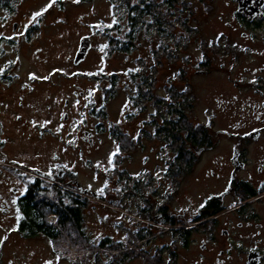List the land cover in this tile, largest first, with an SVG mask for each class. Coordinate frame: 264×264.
Listing matches in <instances>:
<instances>
[{"label": "rangeland", "instance_id": "1", "mask_svg": "<svg viewBox=\"0 0 264 264\" xmlns=\"http://www.w3.org/2000/svg\"><path fill=\"white\" fill-rule=\"evenodd\" d=\"M2 3H7L10 9L3 8ZM234 8L231 0H178L172 14L166 15L167 22L171 21L169 33L160 36L152 26L146 29L138 23V29L132 32L131 49L123 51L111 50L113 39L127 40L126 33L130 31L129 7L122 0H0V36L5 37L1 45L15 63L13 83L31 84L27 98L39 103L37 113L41 114L38 115L46 111L52 115V129L44 131L43 136L23 134L13 141L15 147L17 145L14 157L37 164L51 161L53 152H57L66 163L77 164L84 184L108 196L113 187L121 185L110 167V156L115 149L110 126L119 125L133 135L142 128L153 133L154 118L159 127L168 126L166 123L176 119V109L180 108L187 121L183 119L179 126L181 137L200 125H208L212 132L215 148L203 155V164L191 174L187 172L178 179L173 176L171 181L173 145L166 128L162 127L159 135L168 138L161 154L165 160L162 168L155 169V144L150 139H145L143 148L133 152L131 161L126 160L123 166L135 175L144 166L148 172L155 169L153 175L160 177L165 185V191L162 189L159 195H154L159 200L163 196L168 199L162 191L167 193L174 182L180 187L174 198L176 204H185L187 197L198 202L211 194L209 192L217 191L227 180L230 164L223 163L218 171L220 176L213 178L206 175V161L229 156L233 145L231 138L217 131L238 133L254 126L246 102L261 104V100L249 90L246 82L252 81L264 90V20L252 28L241 26L233 15ZM36 12L43 14L33 20ZM181 20L186 23L182 24ZM227 21L232 24L228 25ZM14 23H17L16 30L12 29ZM85 35L90 37V48L83 59L74 63L79 40ZM9 38L16 43L7 45L5 39ZM181 69L180 76L178 70ZM254 69L256 72L251 76ZM111 75L116 76L113 87ZM74 90H81L83 94L75 97ZM108 90L115 94L109 96ZM65 98L70 101L68 108L64 106ZM157 99L162 106H155ZM93 108L104 110V114H94ZM64 110L70 115L69 143L76 141L83 156L70 145L58 144L54 131L57 116ZM97 125L99 131L90 147L81 139V128ZM84 159L91 163L98 161L95 173L85 166ZM1 190L4 192L2 187ZM104 201L94 202L97 209L85 211V231L91 234V239L95 238L98 250L93 254L94 261L83 264H107L111 252L98 247V242L105 238L124 239V228L117 226L118 222L132 226L128 212L114 211ZM51 220L54 221V217ZM0 224V240H4L0 264H74L59 257L53 247L63 249L62 252L72 258L84 256L83 250H78L80 244L76 237L66 234L51 241L44 235L26 236L14 230L15 217H4ZM164 230L153 238V244L171 242L168 227L164 226ZM140 241L135 245L138 248ZM163 255L164 263L177 264L167 253ZM208 260L203 258L199 248L180 249V264H208ZM126 264L145 263L136 256Z\"/></svg>", "mask_w": 264, "mask_h": 264}, {"label": "flooded vegetation", "instance_id": "2", "mask_svg": "<svg viewBox=\"0 0 264 264\" xmlns=\"http://www.w3.org/2000/svg\"><path fill=\"white\" fill-rule=\"evenodd\" d=\"M231 1L235 4L233 15L241 26L252 28L259 26L260 22L264 20V4L260 7V13L249 20L248 16L238 11L237 2ZM16 24H13V30H16ZM227 24L231 25L232 23L227 21ZM3 38L5 37L1 35L0 219L15 217L14 230L27 236L29 235L26 233L27 231L20 229V225L25 218L24 205H40L47 197H49L50 203H58L61 194V205L63 207H58L57 212H49L46 219L47 221L50 220V223L56 224L63 212L76 209L80 216H68L65 220L67 223L65 228L71 231L73 235L76 233L80 236V238H77L80 245L77 246L78 250H83L84 256L82 259L79 257L72 258L67 253L62 252L63 249L61 248L53 247V250L59 257L70 263L83 264L94 261L93 254L98 249L95 245V238L91 239V234L87 235L88 233L85 231V211L87 209H97L94 202L100 201V190L96 191L88 184H84L77 164L74 161L69 164L66 163L57 152H53L51 161H39L37 164H29L14 157L17 145L15 147L13 141L22 137L23 134L27 137L43 136L44 131L52 129V115L48 111L44 115H38L41 114L37 113L39 112V103L27 98V92L32 87L31 84L19 85L13 83L16 78L15 63L12 61V57H7L5 46L1 45ZM173 38V41H175L176 38ZM5 41L7 45L16 43L14 39L10 38L5 39ZM255 72L254 69L251 76ZM246 84L249 90L261 100L260 105L258 102H246L251 112L249 117L255 125L238 133L224 129L217 131L225 134L233 141L231 154L226 157L221 156L219 160L206 161L205 171H208L207 176L210 175L213 178L217 176L218 178L220 176L218 171L223 163L229 162L228 177L217 191L209 192L211 194H207L198 202H194L190 197H187L185 204H176L174 198L180 187L175 182L171 183L168 189L169 194L162 191V194L172 195L171 203L164 196H161L160 200L155 198V193L159 195L158 192L163 189L161 188L162 179L153 175L152 172L155 169L159 171L162 168L161 166L165 160L161 158V154L165 151L164 141L168 140L167 137L159 135V132L163 131L159 124L154 123L155 129L151 133V137L146 134L142 135L146 132L145 130L140 132L143 128L135 135L129 133L134 139L140 138V142L136 147L126 151H121L118 148L116 139L113 138L115 149L110 156V167L114 169L112 173L121 185L120 187H113L110 191L108 205L114 211L124 210L128 212L132 226L118 222L117 226L124 228L125 237L124 239L111 240L114 242L122 241L127 250H135L136 253H139L137 257H140L145 264H163L164 253L168 254L171 261L180 264V249L188 250L191 247H193V250L199 248L203 258L209 259L208 264H264V90L252 81H247ZM82 94L81 90L73 91L75 97ZM69 103V98H65V108H68ZM47 108H50V106L47 105ZM96 110L93 111L94 114H96ZM69 119L68 110H64L57 116L58 122L54 132L58 137V144L70 145L83 156V150L76 141L73 140L69 143L67 126ZM96 131H99V125L96 128L93 126L81 128V139L90 147L94 145ZM209 132L212 135L211 130ZM145 139H150L155 144L153 155L154 160L156 159L154 165L156 168L148 172L144 166L135 175L128 171L123 164L126 160L131 161L133 152L143 148ZM209 141L206 136L199 145L192 148L193 156L186 159L187 162L192 164V169L188 174L193 173L196 167L203 164L205 153L215 148V145L211 142L213 141L212 137ZM171 150L170 172L171 168L175 167L173 164L178 148L173 145ZM234 153L237 155L234 156ZM37 155L38 153H36ZM117 155L123 158L119 164L115 163ZM96 162L98 163L97 160L92 163L83 160L85 166L93 173L97 169L95 168ZM119 171L124 172V177L123 175L119 176ZM180 176H176L177 179ZM154 180L158 181L153 183ZM170 180L173 181L172 178ZM178 182L180 183V179ZM1 187L4 192H2ZM220 194L223 195L220 196ZM166 215L172 221L168 225L164 223ZM77 216L78 221H76ZM131 216L135 217V220ZM53 217L54 221L51 220ZM164 226L168 227V231L172 235L171 242L164 243L161 241L160 244H153V238L160 236L165 231ZM138 229L143 230L144 237L135 241L130 235ZM82 231H84V235L89 236V241H93L92 244L89 241V244H86V241L81 238ZM33 235L44 234L35 232ZM140 240L144 242L141 246H138L143 249L135 246ZM3 242L4 240L1 239V247ZM169 251L173 252V258L170 256ZM211 253L213 255L210 259L209 255ZM90 254H92V257ZM76 259H78L77 262ZM164 264H170V262Z\"/></svg>", "mask_w": 264, "mask_h": 264}, {"label": "trees", "instance_id": "3", "mask_svg": "<svg viewBox=\"0 0 264 264\" xmlns=\"http://www.w3.org/2000/svg\"><path fill=\"white\" fill-rule=\"evenodd\" d=\"M177 1L178 0H122V2L129 7L130 31L126 33L127 40L121 37L113 39L114 43L113 45H111V50H114V49H120L123 51L130 50L131 45H132L131 43L132 32H135L138 29V27H136L138 23H139V27L145 26L146 29H149L152 26L153 28L156 29V31L158 32L160 36L165 34V32L169 33L171 21L167 22L166 15L172 14L171 13L173 12L172 9L173 7H175V3ZM2 4H3L2 5L3 8L5 9L9 8V5L7 3H2ZM161 6H164V8L161 9ZM181 22L182 24L186 23V21H182V20ZM113 40L110 39L109 42L112 43ZM177 43L178 41L175 39V44L177 45ZM161 44H159V47L161 46ZM157 51L158 49H156V52H155L156 54L158 53ZM164 53L167 54L166 52ZM170 56L171 54L168 53V58H170ZM178 71L181 76V73L183 74V70L181 69ZM109 79H110V84L113 87L115 84L116 76L111 75ZM108 93H109V96H112L113 94H115L114 91H111V90H108ZM154 104L155 106L156 105L158 106L160 104V100L157 99L156 102L154 101ZM179 109L180 108L176 109L178 112V116H176V119L171 120L170 123L169 122L166 123L168 124V126H164V125L161 126L164 129L166 128L168 134L170 135L169 140L171 141V144L172 145L177 144L178 146L177 156L175 157L176 159L174 160V164H173L175 167L171 168V172H170L171 178L173 176L174 177L180 176V175L183 176L187 172H189L192 169V164L187 162L186 159L193 156L192 148L196 145H199L200 142L203 140V138L204 137L206 138V136L209 138L210 141H211V137L213 139V136L209 132L210 129L208 125L207 126L200 125L199 127H195L194 129H189V131L191 132L186 133L185 137H181L179 135L181 121L183 119H184L183 122L186 123L187 121L185 120V116L182 112L183 109H180V110ZM94 110L95 109L93 108V111ZM98 110L99 109H97L96 111L97 115L104 114V110H101V109L99 111ZM169 111L171 112L172 109H169ZM155 122L156 121L154 118L153 123ZM189 126H190V123H189ZM144 130L145 129H142L140 132H143ZM110 134L114 139H116L118 143V148L121 151L132 149L136 147V145L140 142V138L137 137V139H134V137L130 135L129 132L122 130L119 125H111ZM145 134L148 137H151V133H149L148 131H146L145 133H142V135H145ZM211 142H213L212 144H214V140ZM122 159L123 158H121L120 155H117L115 158V163H118V164L121 163ZM111 169L112 171L114 170L113 168ZM123 173L124 172L121 173L119 171V176L123 175L124 177L125 174ZM61 196L62 195L60 194L58 203H54V202L50 203L49 202L50 199L49 197H47V199L45 198L41 202L40 205H36V204L24 205L23 210L25 213V218L20 225V229L22 230L25 229L27 231L26 233L29 235H33V233L35 232H40L44 234L46 237H48L51 241H57L59 237H61L62 235H66V234L70 235L72 238H75V237L80 238L78 234L75 233V235H73L71 231L65 228V225L67 224L65 220L68 216L79 215L76 209L75 210L69 209V211L67 210L68 212H63L61 214V217H59L58 219V223L56 224L49 223L46 219V216L49 212L51 211L57 212L58 207H63L61 205V202H62ZM99 198L101 200H105L104 202L109 204V195L106 196L105 193H103V195L100 194ZM171 198H172V195L169 196L167 200L170 201ZM51 205H54L56 207L53 208ZM167 217L168 215H166V218L164 220V223L166 225L172 223V221L169 220ZM76 221H78V216H77ZM83 232L84 231L81 232L82 233L81 238L84 239L87 244L89 241V236L84 235ZM130 237L135 241L142 239L144 237L143 230L138 229L134 231V233L131 234ZM89 243L92 244L93 241L90 240ZM98 247L100 248L105 247L109 249V251L111 252L110 259L107 262V264H126L128 260L135 258L139 254V253H136L135 250H127L125 248L126 246L124 245L122 241L114 242L110 238L109 239L105 238L101 240L98 244ZM169 254L173 258V252L169 251Z\"/></svg>", "mask_w": 264, "mask_h": 264}, {"label": "water", "instance_id": "4", "mask_svg": "<svg viewBox=\"0 0 264 264\" xmlns=\"http://www.w3.org/2000/svg\"><path fill=\"white\" fill-rule=\"evenodd\" d=\"M238 4V11L242 14L248 16V19L251 20L254 15L259 14L260 7L264 4V0H234ZM254 3V4H253ZM91 45L90 37L88 35L82 36L79 40L77 51L74 56V63H78L83 59L89 50ZM237 154L234 153V156ZM223 194H220V196ZM1 250V244H0Z\"/></svg>", "mask_w": 264, "mask_h": 264}, {"label": "snow or ice", "instance_id": "5", "mask_svg": "<svg viewBox=\"0 0 264 264\" xmlns=\"http://www.w3.org/2000/svg\"><path fill=\"white\" fill-rule=\"evenodd\" d=\"M51 5H49V7H50ZM47 9H44V11H46ZM43 13L42 12H36L35 14H34V16L32 17V19L33 20H35L36 19V17H39L40 15H42ZM103 190H101V192H102ZM201 207H203V205H201Z\"/></svg>", "mask_w": 264, "mask_h": 264}, {"label": "built area", "instance_id": "6", "mask_svg": "<svg viewBox=\"0 0 264 264\" xmlns=\"http://www.w3.org/2000/svg\"><path fill=\"white\" fill-rule=\"evenodd\" d=\"M260 83V82H259ZM170 182V181H169ZM161 188H163L164 189V191H165V185H164V181L162 180V185H161ZM143 240H141L140 241V244L142 245L143 244Z\"/></svg>", "mask_w": 264, "mask_h": 264}]
</instances>
